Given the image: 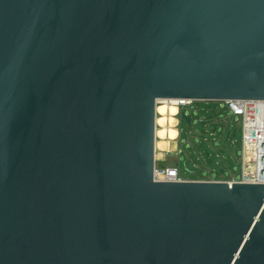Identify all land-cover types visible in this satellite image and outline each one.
I'll list each match as a JSON object with an SVG mask.
<instances>
[{
	"label": "water",
	"instance_id": "95a60500",
	"mask_svg": "<svg viewBox=\"0 0 264 264\" xmlns=\"http://www.w3.org/2000/svg\"><path fill=\"white\" fill-rule=\"evenodd\" d=\"M161 99L264 100V0H0V264H264V183L154 179Z\"/></svg>",
	"mask_w": 264,
	"mask_h": 264
},
{
	"label": "rangeland",
	"instance_id": "374dc122",
	"mask_svg": "<svg viewBox=\"0 0 264 264\" xmlns=\"http://www.w3.org/2000/svg\"><path fill=\"white\" fill-rule=\"evenodd\" d=\"M160 101L157 107H172L171 102ZM178 109L175 115L176 139L159 135L165 128L157 118L165 117L157 110L156 165L175 166L183 178L209 177L220 180L242 174L243 131L238 116L223 106L221 101L194 100L185 108L192 123L182 119ZM159 132V133H158Z\"/></svg>",
	"mask_w": 264,
	"mask_h": 264
},
{
	"label": "built area",
	"instance_id": "2783aa9c",
	"mask_svg": "<svg viewBox=\"0 0 264 264\" xmlns=\"http://www.w3.org/2000/svg\"><path fill=\"white\" fill-rule=\"evenodd\" d=\"M178 109L191 105V99H175ZM223 106L232 115L240 118L243 131L242 174L222 179L230 185L236 182L264 183V100L229 99ZM156 181H183L179 168L175 166H157L154 168Z\"/></svg>",
	"mask_w": 264,
	"mask_h": 264
},
{
	"label": "bare ground",
	"instance_id": "6f19581e",
	"mask_svg": "<svg viewBox=\"0 0 264 264\" xmlns=\"http://www.w3.org/2000/svg\"><path fill=\"white\" fill-rule=\"evenodd\" d=\"M160 101H164L167 102V99H161ZM172 104H174V106L172 107H167V106H163L157 107L158 112H161L165 117H163V119H159L157 118V123L158 124H162L165 128H163L164 130H161L162 132L159 133L160 136L162 137H168L170 139H176L177 137V129L175 128L176 126V119H175V115L178 112V107L176 106V100L175 99H170V101Z\"/></svg>",
	"mask_w": 264,
	"mask_h": 264
},
{
	"label": "crops",
	"instance_id": "0c3cea01",
	"mask_svg": "<svg viewBox=\"0 0 264 264\" xmlns=\"http://www.w3.org/2000/svg\"><path fill=\"white\" fill-rule=\"evenodd\" d=\"M211 176V174L209 175V177L207 176V177H195V178H191V179H196V180H218V179H213V178H211L210 177ZM230 178V177H229ZM222 179H226V177H224V178H221L220 180H222Z\"/></svg>",
	"mask_w": 264,
	"mask_h": 264
},
{
	"label": "flooded vegetation",
	"instance_id": "af4514ba",
	"mask_svg": "<svg viewBox=\"0 0 264 264\" xmlns=\"http://www.w3.org/2000/svg\"><path fill=\"white\" fill-rule=\"evenodd\" d=\"M182 109H184L185 110V108H182ZM181 112V111H180Z\"/></svg>",
	"mask_w": 264,
	"mask_h": 264
}]
</instances>
